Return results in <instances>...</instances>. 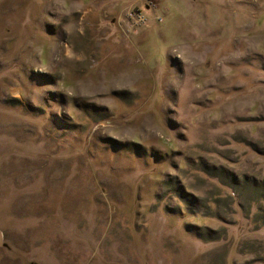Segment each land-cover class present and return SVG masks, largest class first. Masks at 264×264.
Masks as SVG:
<instances>
[{"label": "rangeland", "instance_id": "1", "mask_svg": "<svg viewBox=\"0 0 264 264\" xmlns=\"http://www.w3.org/2000/svg\"><path fill=\"white\" fill-rule=\"evenodd\" d=\"M0 264H264V0H0Z\"/></svg>", "mask_w": 264, "mask_h": 264}]
</instances>
